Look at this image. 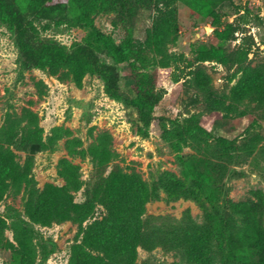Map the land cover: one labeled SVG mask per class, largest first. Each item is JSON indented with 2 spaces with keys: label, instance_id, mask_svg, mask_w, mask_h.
I'll use <instances>...</instances> for the list:
<instances>
[{
  "label": "rangeland",
  "instance_id": "obj_1",
  "mask_svg": "<svg viewBox=\"0 0 264 264\" xmlns=\"http://www.w3.org/2000/svg\"><path fill=\"white\" fill-rule=\"evenodd\" d=\"M177 8L176 33L157 51L151 50L145 61L159 69L170 64L162 79L163 101L148 125L138 121L134 107L110 97L95 73L86 74L77 84L61 82L43 69L21 68L14 31L0 13V128L7 115L29 107L38 115L42 130L36 137L34 130L22 124L4 142L27 179L17 195L6 192L0 201V264H16L11 247L13 223L30 231L37 252L35 264H71L79 247L90 251L83 244L87 227L105 214L95 192L116 167L140 174L147 188L144 205L134 219L139 226L135 255L131 263L122 264H188L183 245L188 228L206 225V214L213 208L225 213L230 202L264 198V105L257 108L255 103L233 100L241 74L237 66L228 69L215 60L197 61L201 46L221 44L230 52L242 44L248 51L245 65L264 64V0L221 3L216 9L218 24L193 15L180 2ZM84 10L88 19L73 0H66L63 18L33 21L38 41H54L67 49L94 46L100 64L116 71L123 96L133 98V83L145 70L134 72L127 62L114 60L95 31L110 39L111 49L121 51L145 38L152 12ZM231 23L237 28L234 37L219 43L215 31ZM196 68L222 100L207 138L186 127V119L203 109V104L191 102L197 92L192 72ZM39 80L46 84L42 96L35 87ZM105 132L111 137L112 157L101 165L93 149ZM64 160L77 169L78 189L61 175ZM183 160L209 176L207 188L216 193L214 206L165 188L168 173L194 187ZM46 190H53L58 202L49 221L40 223L33 219V211Z\"/></svg>",
  "mask_w": 264,
  "mask_h": 264
},
{
  "label": "trees",
  "instance_id": "obj_2",
  "mask_svg": "<svg viewBox=\"0 0 264 264\" xmlns=\"http://www.w3.org/2000/svg\"><path fill=\"white\" fill-rule=\"evenodd\" d=\"M225 1L227 0H86L80 3L73 0L86 19V8L103 12L125 10L134 13L141 9L152 12L151 26L146 30L145 38L134 40L121 51L111 49L110 39L95 31L96 39L107 46L114 60L127 62L134 72L145 70L133 83L134 97L130 99L123 96L114 68L100 64L94 46L81 44L67 49L54 41H38L32 22L63 18L66 0H0V13L14 31L21 68L43 69L61 82L73 80L77 84L81 83L86 74L95 73L102 79L105 92L110 97L134 107L138 121L148 125L153 120L155 109L163 101L165 92L162 79L164 70H168L170 64L162 66L161 70L145 61L151 50L157 51L170 34L176 33L177 2L186 6L193 15L202 19L211 18L212 23L218 24L216 9ZM236 31L237 28L231 23L223 31H215V36L223 44L232 39ZM244 49L242 44L230 52L221 44L201 46L197 50V61L215 60L228 69L237 66L241 74L232 92L233 100L237 103H255L257 108H261L264 105V64L257 68L245 65L248 51ZM192 72L197 92L191 102L203 104V109L199 114L186 119V127L189 131L197 132L200 137L207 138L222 100L210 87L208 77L200 68ZM173 79L179 81L178 77ZM35 87L39 96L45 94L46 84L43 81H36ZM22 124L34 130L36 137L42 131L38 115L29 107L22 108L20 114L5 117L0 128V201L6 192L11 191L13 195H17L27 179V172L18 165L10 148L4 145L15 128ZM110 143L111 137L106 132L97 138L93 152L101 165L111 160ZM183 162L186 176L194 187L187 186L168 173L164 178L165 188L214 206L216 193L207 188L211 183L209 176L195 170L188 160ZM61 175L74 189L80 187L77 169L66 160L62 162ZM97 188L95 197L99 199L105 214L87 227L83 244L90 251H82L79 247L71 264L131 263L139 239V226L134 219L144 205L146 184L134 170L126 173L116 167L102 179ZM57 202L53 190L44 191L34 208L33 219L47 223ZM206 221V225L190 227L184 233V254L188 264H264V198L261 195L256 199L230 202L225 213L213 208L207 212ZM11 230L15 242L11 247L16 256V264H35L37 252L30 231L19 223H13Z\"/></svg>",
  "mask_w": 264,
  "mask_h": 264
}]
</instances>
